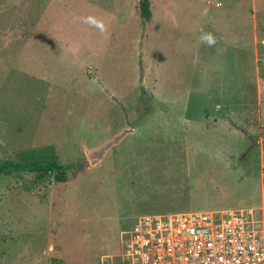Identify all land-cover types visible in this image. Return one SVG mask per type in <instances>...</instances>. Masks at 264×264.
I'll list each match as a JSON object with an SVG mask.
<instances>
[{"label":"rangeland","instance_id":"obj_1","mask_svg":"<svg viewBox=\"0 0 264 264\" xmlns=\"http://www.w3.org/2000/svg\"><path fill=\"white\" fill-rule=\"evenodd\" d=\"M149 1L0 0V161H82L0 177V264H103L141 216L263 206L264 0Z\"/></svg>","mask_w":264,"mask_h":264},{"label":"built area","instance_id":"obj_2","mask_svg":"<svg viewBox=\"0 0 264 264\" xmlns=\"http://www.w3.org/2000/svg\"><path fill=\"white\" fill-rule=\"evenodd\" d=\"M120 240V252L103 264H264V204L144 215Z\"/></svg>","mask_w":264,"mask_h":264},{"label":"trees","instance_id":"obj_3","mask_svg":"<svg viewBox=\"0 0 264 264\" xmlns=\"http://www.w3.org/2000/svg\"><path fill=\"white\" fill-rule=\"evenodd\" d=\"M140 15L143 21L149 22L152 16L149 0H141ZM82 165V161L62 164L53 147H44L19 152L14 157L0 161V177L33 175L32 183L41 184L52 178L57 183H65L69 173Z\"/></svg>","mask_w":264,"mask_h":264},{"label":"clouds","instance_id":"obj_4","mask_svg":"<svg viewBox=\"0 0 264 264\" xmlns=\"http://www.w3.org/2000/svg\"><path fill=\"white\" fill-rule=\"evenodd\" d=\"M89 23L95 24L97 27L101 28V30H103V27L101 24H99L97 21L95 20H89ZM202 42L207 43V45L212 46L216 43L215 39L213 38V36L211 34H205L201 37Z\"/></svg>","mask_w":264,"mask_h":264},{"label":"water","instance_id":"obj_5","mask_svg":"<svg viewBox=\"0 0 264 264\" xmlns=\"http://www.w3.org/2000/svg\"><path fill=\"white\" fill-rule=\"evenodd\" d=\"M141 1V0H140Z\"/></svg>","mask_w":264,"mask_h":264}]
</instances>
